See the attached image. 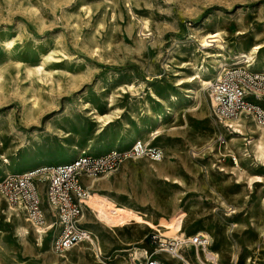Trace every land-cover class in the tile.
I'll return each instance as SVG.
<instances>
[{"label":"rangeland","instance_id":"rangeland-1","mask_svg":"<svg viewBox=\"0 0 264 264\" xmlns=\"http://www.w3.org/2000/svg\"><path fill=\"white\" fill-rule=\"evenodd\" d=\"M211 31L222 33L227 53L264 42V0H0V39L16 38L10 51L0 45V164L9 159L10 173L60 164L75 157L69 153L73 145L90 144V155L127 151L133 144L126 141L130 133L161 151L159 161L128 158L118 168H125L131 192L150 189L161 198L153 203L139 195L141 200H133L141 207L136 209L150 216L147 211L165 207L170 198L178 206L171 216L153 222L89 192L81 221L97 236L101 264H124L130 253L117 250L133 246L163 264H175L158 252L150 233L170 247L182 222L187 236L195 230L209 235L217 264H264V152L257 150L261 145L264 151V123L246 117L237 130L229 128L206 106L207 85L176 83L192 73L183 63H214L210 55L217 48L204 54L197 42ZM49 53L53 58L34 73L41 55ZM129 84L133 91H123ZM149 88L163 99L177 96L172 114L159 124L145 112L147 105L153 113L160 107ZM185 88H196L197 94L187 99ZM30 96L37 107H30ZM258 105L264 111V96ZM106 119L110 122L103 125ZM158 167L172 173L164 179L167 183L147 178ZM5 175L0 172V180ZM3 208L10 207L0 195V264L99 262L88 244L68 251V259L57 255L52 230L46 231L43 248L37 247L34 231L24 221L29 217L14 207L12 222L23 220L27 228L19 238L12 222H4ZM51 221L47 216L44 224ZM132 238H138L137 244L121 242ZM183 248L185 259L199 264L193 249Z\"/></svg>","mask_w":264,"mask_h":264},{"label":"built area","instance_id":"built-area-1","mask_svg":"<svg viewBox=\"0 0 264 264\" xmlns=\"http://www.w3.org/2000/svg\"><path fill=\"white\" fill-rule=\"evenodd\" d=\"M207 88L212 112L220 121H240L253 117L264 123V111L258 105L264 96V72H256L232 62L223 67L220 74L207 84ZM144 156L159 161L161 151L145 145L141 140L134 141L127 151L112 149L103 154L90 155L82 150L73 159L60 164L6 174L0 180V195L7 205L25 211L36 224H42L47 216L52 219L45 225V230L53 231L51 247L57 255L63 256L80 244H88L93 248L94 255L101 257V248L93 233L81 221L87 198L82 178L103 176L115 171L128 158ZM150 241L164 249L165 243L160 242L157 233H150ZM182 245L193 249L194 255L198 250L206 264H217L218 256H214L210 250L209 236L197 232L187 236ZM170 250L175 253L173 248ZM124 264L163 263L130 253Z\"/></svg>","mask_w":264,"mask_h":264},{"label":"bare ground","instance_id":"bare-ground-1","mask_svg":"<svg viewBox=\"0 0 264 264\" xmlns=\"http://www.w3.org/2000/svg\"><path fill=\"white\" fill-rule=\"evenodd\" d=\"M144 27H146V28L148 27L147 23L144 24ZM238 34H241V33L239 32ZM15 41H16L15 37H12V38L3 37L0 39V45L4 50L10 51L11 49L14 48ZM197 42L199 44V48L202 49L201 52L204 54L209 53L208 51L205 52V50L211 46L217 48V51L215 53H212V55H210L211 58L214 60V63L213 64L210 63L208 65H204L203 63L198 64V63H196V61H193V62L190 61L188 63H183L182 67L185 68L188 66L192 70V73L191 74L185 73L184 77H180V78L176 79V83L178 86H182L183 84H187L192 80V81H196V83H197L196 87H205L209 83V80H207V79L212 77L214 74H217V75L220 74L223 67L230 61L237 63V64H240L242 62V63H245L247 68L251 69V68L257 67V68H260L264 72V56H262V58H260V52L264 48V42L255 43V44L250 45L248 47L241 45L240 47L236 48L235 50H228V53L225 51V46H224L225 40H224V36L222 35V33L220 31H211V32L203 33L202 35L199 36V38L197 39ZM41 56L42 57H41L40 63L33 69L34 73L42 72L44 69L43 66L46 64V62H48V60L50 58H53L51 53L42 54ZM33 70L28 69L27 72L31 73V72H33ZM175 74H178V73H175ZM134 87L135 86L133 84H129V85H126L124 89H122V88L121 89L123 91H133ZM150 89L151 88H149V91H150L152 97L154 98L155 102L160 107L158 106L159 111L157 113H153V111L151 110L149 105H147L145 112H146V115L149 119H151L155 124H159L163 120H165L168 117V115L172 114V111L174 110L173 101L177 99V96H176V93H172V94H169V96L166 99H163V98H160L159 96L155 95L153 93V91ZM185 91L187 93L185 96L187 99H192L194 97V95L197 94L196 88H185ZM37 105H38V103H37L36 99H33L31 97L30 107L34 108V107H37ZM206 106L210 107L209 98L206 100ZM86 108L87 107H84V109H86ZM100 121H101V119H100ZM109 122H110V120L106 119L103 121V125H106ZM221 122H223L225 126H229L230 128H234L236 130L240 126L238 120H223V121L221 120ZM256 126H257V128H261L260 125H258V124H256ZM158 133H155V134H158ZM135 140H136V135L134 133H130L128 135V137L126 138L127 143H133ZM149 140L147 142H149ZM82 150H85L87 152H93V147L90 144L86 145L84 148H80L79 146L73 145L71 147V150L69 153L72 156H77L79 154V152ZM257 150H259L260 155H263L264 151H262L261 145L258 146ZM259 153H258V155H259ZM2 157H3V155L1 156V158ZM12 166H13V163H11V161L9 159L4 158L3 164H0V172L3 171V173L9 174ZM88 198H89V192H87V198L85 201L86 202L85 208L88 207V204H87ZM88 202H90L89 203L90 206H93L94 205L93 197ZM3 209H4V213L7 214V217H6L7 219H5L4 222L10 224L12 222L10 217L13 214V212H12L13 208L10 207V208H3ZM0 211H2V210H0ZM17 212H18V208H17ZM1 219H2V217H1ZM24 221H26L28 227H31L34 231V236H35L36 241H37L36 246L40 247L42 249L43 248V242H44V236L46 235L45 234L46 230H45L44 225H46V224H44V222H43L42 223L44 226L43 227L41 225L35 224L33 221H31L28 218H25ZM26 222H25V224H26ZM183 223L184 222L179 223V225H177V228L174 229L175 237H174V239H172V241H173L171 244L172 247L171 246L170 247L164 246V249L160 248L159 251L156 248V251H158L159 253L164 254V255L168 254L169 257L165 256L166 259L168 261H174L175 264H179L180 262L183 264H190L185 259L184 255H183L184 254L183 253L184 248H183L182 242L185 241V238L187 237L186 232L184 230L185 227H184ZM11 224H13L15 232L19 238H21L23 234L27 233V228L23 225V220L17 221V219H16V221L12 222ZM197 232L200 234L209 236L205 231H201V230H195L193 232V234L197 233ZM94 237H95L96 242L98 243V239H97V236H95V234H94ZM166 245H169V243ZM171 248L174 249L175 253L170 252ZM91 250H93L92 247H91ZM117 251L118 252H129L131 254H135L136 256L142 255L143 257H149L148 251L146 249L139 248L136 246H133L131 248H122V249H119ZM211 252L213 253L214 256H216V257L219 256L215 250H211ZM71 253H73V252H71ZM101 254H102V251H101ZM172 254H173V256H172ZM62 257H64L65 259H68L67 255H63ZM94 257L97 258V260L99 261V262H97V264L103 263L102 261H100V257L98 255H94ZM195 257H196L199 264H206V262H204V260L202 258V254L198 250H196V252H195ZM155 259L158 260L157 258H155ZM54 261L55 260H53V259H48V260L46 259L47 263L48 262H54ZM124 261H122V262H124ZM94 264H96V263H94Z\"/></svg>","mask_w":264,"mask_h":264},{"label":"crops","instance_id":"crops-1","mask_svg":"<svg viewBox=\"0 0 264 264\" xmlns=\"http://www.w3.org/2000/svg\"><path fill=\"white\" fill-rule=\"evenodd\" d=\"M156 173V174H155ZM147 175V178L150 179H162L165 183H167L164 179L165 178H170L172 173L168 170H166L163 167H158L154 171V169L149 171ZM126 171L124 167H119L117 170L114 172L107 173L103 178L101 179H90L88 177H83L82 178V183L86 187V189H91L88 192L92 193H97L101 194L103 196H106L110 200H112L117 206L119 207H128L132 208L134 210H137L145 215V217L153 222L157 221L161 217H169L172 214H174L178 210L177 204L173 200H170V198L165 199V202L168 203L165 207L163 208H153L149 212L150 216L146 214L145 212L136 209V208H141L138 207L133 200H141V197H144V201H151L153 203L155 202H160L161 198L159 196L155 195L154 191H150V189H144L143 193H139L137 190H134L131 192L129 190V186L127 185L126 182ZM96 186L94 189L93 187ZM98 190H102L103 192H100ZM141 196L138 199V196ZM137 198V199H136ZM87 210V209H85ZM156 219V220H155ZM141 227V226H140ZM148 230V229H147ZM151 232V230H149ZM138 238H132V239H127L125 241L121 242L123 244H137Z\"/></svg>","mask_w":264,"mask_h":264}]
</instances>
